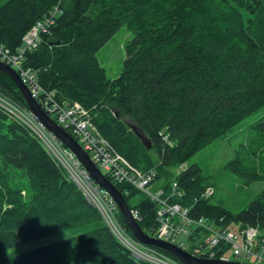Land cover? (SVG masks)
Instances as JSON below:
<instances>
[{"label": "trees", "instance_id": "obj_1", "mask_svg": "<svg viewBox=\"0 0 264 264\" xmlns=\"http://www.w3.org/2000/svg\"><path fill=\"white\" fill-rule=\"evenodd\" d=\"M54 7L59 9L54 23L25 55V65L59 103L81 104L98 132L134 168H155L153 182L226 139L264 108V0H6L0 3V44L15 51ZM121 25L133 39L125 46L119 76L108 79L96 54ZM0 94L27 108L1 71ZM251 130L264 145V117ZM244 145H238L240 150ZM228 165L248 181L264 177L256 150ZM173 181L184 193L179 202L189 207L191 217L224 218L225 225L255 227L264 237V188L233 214L211 204V196H202L209 186L197 165L176 174L163 185L165 192ZM114 185L137 212L142 231L153 235L156 204L144 195L130 206L140 191L129 188L125 194L126 186ZM61 231L70 236L23 253H6ZM0 264H145L116 242L30 132L1 110Z\"/></svg>", "mask_w": 264, "mask_h": 264}, {"label": "built area", "instance_id": "obj_2", "mask_svg": "<svg viewBox=\"0 0 264 264\" xmlns=\"http://www.w3.org/2000/svg\"><path fill=\"white\" fill-rule=\"evenodd\" d=\"M58 12V7H54L48 16L37 21L22 37L21 45L15 51L0 44V63L19 75L42 110L80 144L97 168L112 178L110 181L113 184L126 186L125 194H128L129 188L136 189L156 204V224L151 237L187 252V241H200L197 248L191 249L194 256L203 259L224 262L251 260L254 264H264V237L259 229L231 232L224 226V218L191 217L189 207L179 202L184 193L179 190L177 181L171 183L168 192L163 188L155 193L148 191L157 174L155 168L145 171L134 168L98 132L88 111L81 104H61L54 98L53 92L45 91L37 83L36 73L25 65V55L37 48L41 36L48 33ZM0 110L30 132L56 166L75 184L88 204L98 212L110 234L131 257L145 264H182L133 237L117 216L120 212L110 194L92 180L75 155L28 108L0 94ZM166 138L163 137V140L166 141ZM212 194L213 189L208 187L202 196L208 198ZM172 198L176 201H172ZM131 213L136 219L137 212L131 210ZM230 255L234 260L229 258Z\"/></svg>", "mask_w": 264, "mask_h": 264}, {"label": "rangeland", "instance_id": "obj_3", "mask_svg": "<svg viewBox=\"0 0 264 264\" xmlns=\"http://www.w3.org/2000/svg\"><path fill=\"white\" fill-rule=\"evenodd\" d=\"M5 1L6 0H0V3H4ZM132 39L133 33L130 32L125 25H121L105 45L98 50L96 54L97 59L99 64L104 68L108 79H114L119 76L123 61L126 57L125 46ZM263 117L264 108L257 114L244 120L238 127L234 128L227 135L228 137L226 136V139L211 143L189 158L184 165L171 169V174L168 177L153 182L148 187V191L155 193L158 189L162 188L163 185L170 183L176 174L195 164L200 168L204 184L213 189V194L209 200L210 203L224 207L233 214L239 213L264 188V177L261 180L248 181L246 177H242L232 171L228 164L235 159L243 161L245 156H250L251 152L254 150L258 152L260 163L264 164V145L260 142L258 136L251 130V126ZM241 143H245V145L243 149L240 150L238 145ZM140 193L129 200L130 206H133L145 195L144 193ZM117 216L119 217L118 213ZM224 226L231 232L255 228L241 227L240 224L233 223ZM68 236H70V232L61 231L28 243H23L7 250L6 253L10 255L23 253L53 242L64 240ZM199 242L200 241H187L185 248L190 251L192 247L197 248ZM229 258L234 260V257L231 255ZM239 263L254 264L251 260H245Z\"/></svg>", "mask_w": 264, "mask_h": 264}, {"label": "water", "instance_id": "obj_4", "mask_svg": "<svg viewBox=\"0 0 264 264\" xmlns=\"http://www.w3.org/2000/svg\"><path fill=\"white\" fill-rule=\"evenodd\" d=\"M0 71L5 73L15 84L25 102L28 110L32 112L38 120L43 123L48 131H50L75 157L79 160L84 169L88 172L92 180L101 188L105 189L116 202L119 212L125 222L129 232L140 243L158 247L176 258L182 264H245L239 262H224L219 260H208L191 255L189 252L173 245L169 242L158 240L145 234L136 219L131 213L125 197L122 194V189L117 188L94 164L88 154L82 149L80 144L64 129H62L50 116H48L37 101L32 97L28 88L22 83L19 75L7 65L0 63ZM133 133L140 139L146 150H150L151 144L146 137L137 129L136 126L132 128Z\"/></svg>", "mask_w": 264, "mask_h": 264}]
</instances>
